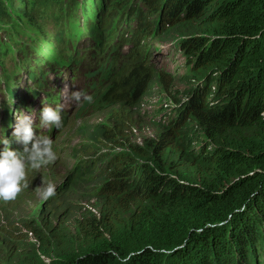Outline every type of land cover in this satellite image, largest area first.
Wrapping results in <instances>:
<instances>
[{
    "label": "trees",
    "instance_id": "16d2710c",
    "mask_svg": "<svg viewBox=\"0 0 264 264\" xmlns=\"http://www.w3.org/2000/svg\"><path fill=\"white\" fill-rule=\"evenodd\" d=\"M76 4L75 9L84 5L82 27L91 19L93 5L97 10L88 25V43H103V50L113 43L106 65L98 58L91 67L96 77L102 70L105 80L111 79L99 99L108 103L107 110L136 103L155 80L166 99L180 102L170 89L173 78L155 70L145 52L144 44L158 35L178 39L190 67L183 78L189 100L170 111L156 139L141 146L118 142L125 119L121 114L113 113L111 127L94 125L88 139L100 146L124 145L99 156L97 163L105 161L107 167L96 173L98 186L91 197L99 201L100 214L78 222V236L65 243L69 251L59 248L60 234L47 227L49 238L40 244V255L52 259L51 264H264V0ZM65 11L62 0H0V24L15 27L26 19L47 43L58 45ZM51 18L50 35L44 19ZM29 39L35 52L36 36ZM79 53L66 56L64 66ZM5 54L0 48V59ZM39 55L37 63L50 73L63 67L57 51ZM0 75L10 80L3 67ZM27 76L36 78L32 66ZM42 87L37 82L35 90ZM7 94L15 95L11 90ZM90 148L94 152L84 147L83 156H97L98 150ZM76 179L89 181L82 175ZM14 264L44 262L32 256Z\"/></svg>",
    "mask_w": 264,
    "mask_h": 264
},
{
    "label": "rangeland",
    "instance_id": "374dc122",
    "mask_svg": "<svg viewBox=\"0 0 264 264\" xmlns=\"http://www.w3.org/2000/svg\"><path fill=\"white\" fill-rule=\"evenodd\" d=\"M4 1L6 2L7 0ZM81 1L62 0L66 10L63 17L66 25L59 29H63L64 37L58 45L47 43L42 31L34 28L26 22V19H23V22L16 23L15 27L4 26V23L0 24V48L6 52L0 59V74L3 67L7 73L6 77L10 78L8 82H5V76L0 75V108L2 99L6 97L10 90H14V85L17 84L20 88H23V83L31 86L27 90L29 96H43L44 104L53 102L52 99L46 96V92L45 95H42L40 91L35 90L37 82L44 83L52 77V72L45 71L48 66L37 63L38 59L35 56H40V51H57L59 54L56 56L57 59H63L62 64L59 66H64L67 65L65 57H70L78 49L80 51L79 55H74L72 59L70 58L68 66L72 68L74 61L79 58V66L83 71H89L94 63H98V58L104 65L111 59L113 51L110 48L113 47V43L110 48L105 47L106 49L104 48V50L102 48L103 43L99 44L101 48L96 40L92 44L88 43V25L92 23V18H94L97 10L93 5L89 13L91 19L87 21L85 27H82L80 18L85 15L84 5L81 6L79 4L76 9L73 8L74 4L77 5L76 3H81ZM55 11L57 12L58 10ZM58 14L56 13V15ZM52 20V18L44 19V24H47L48 29L46 31L53 30L52 26H54L55 20H53L54 22ZM57 21L59 22V19ZM111 24L112 22L109 25ZM49 34L51 35L52 33L49 31ZM32 35L36 36L37 39L35 43L37 50L35 52H33L32 43L29 39ZM177 40L173 34L168 36L158 35L144 44V47L148 60L154 66V69L170 74L173 78L170 89L177 95V99L180 100L178 104L166 99V93L156 84L157 80H155L154 83H151L145 95L137 96L136 103L129 106L118 105L107 110L106 105L108 103H101L99 99L101 92L110 85L111 79L105 80L103 71H99L100 75H97L101 84L99 91L93 96L87 93L92 97V101L81 102L71 110L72 116L80 118L88 116V118L76 123L69 122L54 140L55 151L58 153L59 159L55 164L46 167L43 174H41L42 170L38 173L29 171L30 187L20 194L15 201L4 202L0 200V207H6L0 214V264L24 262L32 256L40 257L44 264H51L52 259L50 260L40 255L42 247H40V244L44 242L43 240L49 238L47 227H52L55 229L56 234H60L57 239L62 242L61 245L63 247L59 248L69 251L65 243L78 236L80 225L78 222L91 220L93 217L97 218L99 216L100 203L91 197L95 187L98 186V176L95 180L92 179L85 183L78 179L69 180L72 170L84 162V160L79 158V151H82L84 147H86V151L92 153L94 150L90 147L98 150V153L96 152L97 156L90 154L84 157H86L85 161L89 163L90 169L94 170L95 173H100L107 165L105 161L97 163L99 156L108 155L110 151L118 152L127 143L141 146L144 140L156 139L163 132L167 125L170 111L187 104L189 100L187 92L190 91V87L187 86L185 77L189 75L188 68L190 67L187 63L185 64V58L179 52ZM128 49L129 46H125L123 51L126 52ZM21 61L24 62L22 63ZM31 66L36 75L35 79H30L27 76V71L30 70ZM154 76L157 79V74ZM183 78L185 79L183 80ZM42 90H45L44 86ZM185 95L186 97H184ZM71 102L65 97L57 103V106L71 105ZM210 103H212V100H210ZM41 105L35 109L33 116L41 108ZM113 113L121 114L123 119L125 118L123 125L120 126L123 127V137L119 139H122L123 142L122 140L118 141L124 145L120 146L110 142L107 146H100L95 138L93 140L88 139L89 133L94 128L93 124L107 125V127L114 125ZM50 136H55L54 130ZM93 137L96 136L94 135ZM73 152L75 157L71 159L70 156L73 155ZM93 166L96 168H93ZM42 180L50 181L56 185V194L47 200L42 199L35 191L36 187L42 186ZM32 228L36 229L38 236L33 232ZM104 237L108 238V234L105 232ZM53 239L50 238V241ZM15 250L17 251L16 254ZM7 259H10L11 263L6 262Z\"/></svg>",
    "mask_w": 264,
    "mask_h": 264
},
{
    "label": "clouds",
    "instance_id": "9594fccd",
    "mask_svg": "<svg viewBox=\"0 0 264 264\" xmlns=\"http://www.w3.org/2000/svg\"><path fill=\"white\" fill-rule=\"evenodd\" d=\"M38 91L42 95L47 93L46 96L52 99L53 102L44 104L43 96L35 95L43 101L41 108L34 116L33 114L29 116L27 110L20 107L13 111L4 123L1 122L2 117L0 119V200L4 202L15 201L20 194L30 187L29 171L38 173L42 170L41 174H43L46 167L55 164L59 156L55 151L54 140L69 122L76 123L88 118V116H83V118L72 116L71 110L81 102H91V96L96 94V92H84L83 90L69 93L66 87L63 92L67 94L66 99L72 101L71 105L57 106V103L61 101L62 94L60 92L55 94L46 90ZM87 93H90L91 96ZM32 96L34 95H30L29 99ZM55 103V107L51 106ZM53 130L55 136H50ZM79 152L80 160L87 162L85 161L86 157L83 156L81 151ZM74 157L75 153L73 152L70 158L73 159ZM87 164L88 167L85 169L77 167L79 166L77 165L72 170L69 180H76L78 175H82L88 180H94L96 173L90 169L89 163ZM89 171L90 173L86 175L85 173ZM35 191L42 199L47 200L56 194V185L50 181L42 180V186L36 187Z\"/></svg>",
    "mask_w": 264,
    "mask_h": 264
},
{
    "label": "bare ground",
    "instance_id": "6f19581e",
    "mask_svg": "<svg viewBox=\"0 0 264 264\" xmlns=\"http://www.w3.org/2000/svg\"><path fill=\"white\" fill-rule=\"evenodd\" d=\"M79 64L80 60L78 59L74 61L72 68L69 66L58 67L56 71L52 72V77L43 83L44 89L47 92H54L55 94H59L60 92L62 94L61 99H64L67 96V94L63 92L66 87L69 93L76 90H83L84 92L92 91L93 93L96 92L100 86V82L95 76L94 70L90 67L89 71H83ZM46 70L50 71V68H46ZM30 88L31 86L26 85L25 83H23V88H20L19 85L15 84L13 90L15 95L12 96L6 94V97L2 99L0 108L2 123H4L7 120V117L17 108H25L29 113L28 115L31 116L35 109L42 104L43 100L39 96H32L29 99V93L27 90ZM51 106L55 107L56 103Z\"/></svg>",
    "mask_w": 264,
    "mask_h": 264
}]
</instances>
